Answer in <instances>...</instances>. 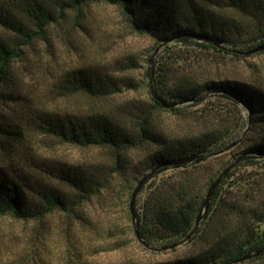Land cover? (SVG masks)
Listing matches in <instances>:
<instances>
[{"label":"trees","instance_id":"1","mask_svg":"<svg viewBox=\"0 0 264 264\" xmlns=\"http://www.w3.org/2000/svg\"><path fill=\"white\" fill-rule=\"evenodd\" d=\"M68 1L74 8L97 2L118 6L138 33L151 37L158 47L165 45V57L151 75L153 92L166 103L203 105L198 117L203 118L206 129L183 138L160 133L154 124L155 113L168 110L181 114L182 105L166 109L154 96L152 104L135 106L120 118L98 112L61 117L36 110L33 112L36 133L65 144L101 147L113 153L114 164L108 173L69 165L53 166L46 171L53 182L69 190L65 192L41 188L38 179L43 170L32 168L26 162L20 168L12 163V152L22 143L19 126L5 125L0 118V218L10 216L25 223H42L53 215L63 216L67 221L78 219L80 208L102 195L112 177L125 176L130 171V154L143 151L146 156L138 175L146 180L138 187L140 179L136 187V237L150 250L160 243L186 239L195 228L204 190L208 187L209 191L214 181L206 165L230 151L237 145L235 142L244 144V133L232 132L229 120L234 111L247 112L251 123L248 134L255 139L236 162L246 161L250 166L264 164V92L241 81L225 79L221 74L208 76V70L202 67L193 74L200 60L194 59L196 49L225 60L253 56L240 52L264 43V0ZM30 15L44 31L52 13L40 10ZM0 26L21 37H32L13 14L0 12ZM21 57L19 43L12 46L0 39V104L12 63ZM122 84L103 69L74 70L62 75L57 89L67 95L82 94L101 100L117 95ZM209 97H215L217 102H209ZM192 157H196L193 162L180 163ZM229 167L230 171L213 193L206 213L209 222L206 227H199L187 242L198 249L182 260L153 264H230L259 252H262L259 256L240 264H264L263 180L251 175L247 179L238 178L233 166ZM168 171L171 173L167 175ZM226 184L229 188L225 190ZM146 188L143 205L138 207V196ZM136 189L130 194L131 201Z\"/></svg>","mask_w":264,"mask_h":264},{"label":"rangeland","instance_id":"2","mask_svg":"<svg viewBox=\"0 0 264 264\" xmlns=\"http://www.w3.org/2000/svg\"><path fill=\"white\" fill-rule=\"evenodd\" d=\"M68 2L0 0V12L15 15L32 34L31 38L21 37L0 26V39L12 46L19 43L22 51V57L12 63L0 104L1 121L5 125H18L22 138L19 149L12 152L11 161L19 168L26 162L32 168L43 170L38 179L41 188L65 192L69 190L53 182L46 171L53 166L69 165L108 173L113 168V153L101 147L65 144L36 133L33 112L40 110L61 117L98 112L120 118L135 106L150 105L152 97L155 98L151 75L166 53L165 45L158 47L151 37L138 33L118 6L97 2L74 8ZM40 10L52 13L44 31L30 15ZM26 39L29 43H25ZM196 50L194 59L200 60L193 74L202 67L208 70V76L221 74L225 79L238 80L264 92V53L241 60H225L217 54L213 56L210 52ZM93 69H103L116 76L123 82L121 91L114 97L99 100L82 94L67 95L57 89L63 74ZM208 101L217 102L215 97H209ZM202 107L182 105L181 114L168 110L157 112L154 124L166 136H191L206 129L205 121L198 117ZM234 112L229 120L232 132L244 133V144L235 142L237 145L230 151L211 160L206 165L209 177L215 181L226 168L233 166L238 178L247 179L251 175L262 179L264 189L263 163L250 166L246 161L236 162L255 139L248 134L251 123L247 112ZM130 155V171L125 176L112 177L109 188L102 195L80 208L78 219L67 221L63 216L53 215L42 223H25L10 216L1 217L0 264H153L182 260L196 251L198 248L188 243L165 251L161 248L174 243H160L150 250L136 237L130 194L142 179L138 172L142 170L146 153L136 151ZM170 173L168 171L167 175ZM227 187L229 184L225 190ZM147 191L148 188L139 194L138 207H142ZM207 193L208 187L203 193L204 200ZM209 219L205 214L200 227H206Z\"/></svg>","mask_w":264,"mask_h":264},{"label":"water","instance_id":"3","mask_svg":"<svg viewBox=\"0 0 264 264\" xmlns=\"http://www.w3.org/2000/svg\"><path fill=\"white\" fill-rule=\"evenodd\" d=\"M200 40H205L207 42H210L209 40L207 39H204V38H200ZM214 45L220 47V43L219 42H214ZM260 52H264V43L249 50V51H243V52H240L241 54L243 55H254V54H257V53H260ZM155 94V98L166 108V109H171V108H175L179 105H182L183 103H180V104H175V103H166L164 100H162L158 95L157 93H154ZM196 159V157H192V158H188V159H185L183 161H181L180 163H187V162H193L194 160ZM231 167L227 168L226 170H224L220 176L213 182V184L211 185L208 193H207V196L203 202V205H202V208L200 209L199 211V214L196 218V222H195V228L193 230V232L183 241L181 242H178V243H174L172 245H169V246H164L161 248V250L165 251V250H173L175 248H178L182 245H184L185 243H187L190 238L195 234V232L197 231V229L200 227V224L205 216V214L207 213L208 211V208L211 204V201H212V197H213V193L215 191V189L218 187V185L220 184V182L222 181V179L225 177V175L230 171ZM146 180V178L142 179L139 183V186L140 187L144 181ZM138 193V188L135 190V192L133 193V198H132V201H131V204H130V211H131V216H132V219L134 221V223L136 224L137 222V218H136V213H135V209H134V199L136 197ZM142 242V241H141ZM262 252H259V253H256V254H250L242 259H239L233 263H230V264H240L244 261H247V260H250L254 257H257L261 254Z\"/></svg>","mask_w":264,"mask_h":264}]
</instances>
